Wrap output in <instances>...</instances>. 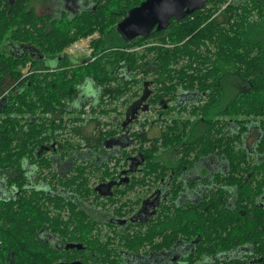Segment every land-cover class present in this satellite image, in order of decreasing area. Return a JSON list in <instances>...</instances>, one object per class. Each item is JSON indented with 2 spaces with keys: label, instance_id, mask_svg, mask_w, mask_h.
Returning a JSON list of instances; mask_svg holds the SVG:
<instances>
[{
  "label": "trees",
  "instance_id": "16d2710c",
  "mask_svg": "<svg viewBox=\"0 0 264 264\" xmlns=\"http://www.w3.org/2000/svg\"><path fill=\"white\" fill-rule=\"evenodd\" d=\"M85 1V9L78 13L64 10L39 15L31 0H0V178L5 177L10 186L19 183L20 172L28 162L34 188L32 199L17 200L15 207H0L8 222V247L0 249V262L47 264L45 257L49 256V250L39 249V242L33 240L38 226L50 224L62 234H67L70 227L81 229L82 224L75 222H82L81 217L85 216L82 212L87 209L83 204L96 202L98 206L101 200L90 187L88 173L101 172V183L120 177L116 169L120 163L126 164L125 157L111 156L106 145L120 132H130L124 129V124L108 131L101 129L95 142H86L87 153L82 152L80 145L60 140L58 131L67 129L66 113L72 107L80 110L88 104L86 98L80 97L87 80L101 88L102 100L120 99L129 93L137 98L139 92L132 87L142 80L130 75L146 77L153 68L159 98L150 100L152 104L177 96L180 102L193 94L203 97L201 101L205 103L192 108V113L201 114L200 122L206 125V130L197 135L193 124L186 120L173 122L157 139L150 140L146 133L137 131L122 137L138 141L139 149L132 152H139L138 160L141 154L145 163L157 168L162 163L157 159L161 148L172 151L181 166L192 168L210 157L226 164L229 173L218 174L212 180L229 186L233 193L226 195L224 188H219L214 205L216 214L204 218L201 213L196 223L200 227L206 223L215 229L220 245L217 254L247 245L261 260L258 264H264V205L256 201L264 194V0H210L187 18L172 19L167 30H154L149 36L130 42L118 32L117 25L145 0ZM95 34L99 35L91 41L95 61L86 62L85 58L76 61L66 55L70 45ZM137 47L142 48L136 51ZM50 60L57 66L46 65ZM230 76L238 89L234 99L223 106L225 80ZM144 86L149 83L144 82ZM77 102L80 107L74 106ZM94 106L100 104L95 101ZM127 109L130 111L132 106ZM213 110L215 118L211 119ZM251 123L258 126L260 133L257 158L244 139ZM146 125L143 122L142 126ZM72 131L79 134L77 128ZM49 149H56L58 161L69 159L66 167L71 173L52 174L57 180L44 176L42 183L36 184V174L42 175L44 169L50 172L51 159L44 158ZM91 152L99 153L105 162L70 161L76 154L87 156ZM113 161L116 168L112 171L107 164ZM252 163L256 165L252 167ZM144 171L147 176L149 172ZM166 171L160 170L161 176ZM249 175L252 184L244 181ZM251 187L257 190L252 191ZM40 193L42 206L38 204ZM230 196L233 198L230 207L220 205L219 198L225 197L228 202ZM44 198L57 212L54 217L51 206L45 210ZM108 199V203H116L114 197ZM20 203L27 215L19 209ZM66 211L71 213L67 220L62 216ZM201 211L208 213L210 209ZM193 223L191 218L186 226Z\"/></svg>",
  "mask_w": 264,
  "mask_h": 264
},
{
  "label": "flooded vegetation",
  "instance_id": "af4514ba",
  "mask_svg": "<svg viewBox=\"0 0 264 264\" xmlns=\"http://www.w3.org/2000/svg\"><path fill=\"white\" fill-rule=\"evenodd\" d=\"M46 1L48 3H54V13L64 10L70 13H78L86 7L85 0ZM96 37H99V35H93L92 40ZM92 53L93 49L90 57H76L67 53L66 55L76 61H79V58H85L86 62H88V60L93 62L96 58ZM148 72L147 78L151 79V88H148V86L145 87L143 84L139 96L134 98L133 102L129 104L132 106V109L130 111L127 109L124 115H121L115 107L119 103L123 104L122 102L124 100L128 102L130 97L126 99L125 96H129L131 93L116 100L109 97H105L102 100L100 95L101 88L93 84L90 80H87L89 83H86L82 88L80 97L86 98L87 101L85 102H88V104L80 110H76L75 107H72L64 116L67 122V129L58 131V134H63V132L68 130L73 132L72 129L77 128L79 129V134H76L80 136V128L86 122L97 120V118H89V115L91 117H94V115L102 116L109 111L114 113L109 118L110 123L116 121L120 122L126 115L128 119L133 118L135 122L143 121L146 123L147 125L144 128L147 134L154 126H159V137L163 131L173 125V122L186 121L181 120L177 116H172L171 118V115L175 112L181 115L189 109V113L193 116H199L194 122L189 121L193 125L194 123L200 122L201 114L197 113V115L192 113V108L194 109L202 106L203 103H205L201 101L203 97L193 94L192 96H185L180 102L179 96H177L175 99L167 98L157 105L152 104L150 100L155 101L159 98V89L154 81L156 78V76H154L155 70L152 68L149 69ZM130 76L138 79L142 75L136 76L135 73H132ZM226 79L232 80V77L230 76ZM91 85L94 92L90 89ZM116 86L117 84L114 83L113 87ZM132 88L138 90L137 85ZM236 89H238L237 86ZM95 91L97 94L96 97L89 101L88 98L91 97ZM77 99H79V97ZM95 101L100 104L99 107L94 106ZM80 105L81 103L77 102L74 106L80 107ZM153 107L158 108V118H140L141 114L152 112ZM171 108H173V110ZM93 109L95 112H93ZM214 113L215 110L211 112L209 118L214 119ZM77 119L78 121L75 122L74 120ZM58 122L59 121H57V123ZM69 124L72 125V128H68ZM97 125L100 133L101 127L105 125H102L98 121ZM249 126L250 130L244 136L245 144L247 148H251V153L257 158L255 152L256 142H259L258 138L260 137V133L255 123H251ZM128 131H130V129ZM130 133L131 131L129 134ZM158 136L157 138H159ZM147 138L150 140L157 139L150 138L148 135ZM95 139L97 140V138ZM60 140L65 139H62L60 135ZM126 140L127 138L118 136L115 139H109L111 143L106 145L108 147L107 152L108 154L110 153V155L112 154L111 156L121 155L125 157L126 164L124 169L118 172L120 177L117 179L109 178L102 183L98 180L97 187L94 188L101 199L106 201V205L110 204L114 207L112 212H104L99 210V208L92 209L89 206L90 203L87 202L83 204V207L87 209V211H85V213L82 212L85 214V216L81 217L82 222H75L77 225L82 224L81 229L70 227L67 234H62L60 232H55L50 224H45L43 227L38 226L37 232L33 233V240L38 241V244H40L39 249L45 251L49 250V256L45 257L47 264H68L75 262H80L82 264H258V261L261 262V260L255 257V254L252 253V249L247 245L233 252L217 254L216 251H218L220 245L217 243V235L214 233L215 229L208 227L206 223V226L204 225L203 227H200L199 224L196 223V218L199 219L201 213L205 214L204 218L216 214L214 205H216V193L219 188H224L226 195L227 192L233 193L229 186L225 187L222 186V184L213 183L212 180V177L218 174L224 175L225 173H229L226 164H221L217 159L210 157L205 158L202 163H195L194 166L190 168L187 165L181 166V164L176 162L177 160L174 157L171 163H161V166L157 168L154 167L153 164L145 163L141 154L140 160H138L137 156L139 152L137 151L134 153L136 157L132 156V150H138L140 147L138 141H131V145L137 144L138 146L132 148L130 152H127L125 149V147H127L126 145H128V143L125 142ZM51 144L55 146V143ZM149 146L150 143H147V148ZM114 147L119 149V151H116ZM88 150V148L87 150L83 149L82 152L87 153ZM54 151H56V149L51 151L49 149L44 155L45 159H51L52 162L49 169L50 175L59 173V175L62 176L64 170L68 171L67 173L69 175L71 170L69 167H66V164L69 163L67 162L68 159H66L65 162L58 161L57 152L55 153ZM103 158L104 157L99 153L91 152L87 156H82V158L76 155L70 161H89L102 164L105 162ZM112 163L113 162H110L107 165ZM24 164L20 172L21 181L19 183L10 186L5 177L0 178V207H6L8 205L15 207L14 203L17 200H24V198L29 200L33 198L32 191L34 188H32L33 184H31L29 178L30 166L28 162ZM255 165V163L251 164L252 167ZM179 167H181V169H179ZM145 169L149 172L147 176L144 171ZM163 169H168V171H166L164 176H161L160 170ZM113 170L114 169H112V171ZM47 171L48 170L44 169L42 175L39 173L35 175L34 181H36V184L42 183L41 179L46 176L45 173ZM52 171L53 173H51ZM178 172H180L179 177L177 176ZM53 175L49 177L51 178ZM249 178H251V175L244 181L248 184H252L251 181L253 179ZM54 180L57 179L54 178ZM143 187L149 190V197L142 202L139 200L132 202L133 208H130L127 202L129 201L127 198L129 193L137 188ZM97 188H99L98 191L96 190ZM251 188L252 191L257 190L254 187ZM44 189L45 187H42V190ZM37 197L38 204L42 206L41 197H43V194L40 193ZM110 197H114L116 201L115 204L108 203V198ZM224 198L225 197L219 198L220 205L230 207L231 201H233L232 196L229 197L228 202H226ZM43 201L45 210L48 211L51 208L52 216L54 217L57 212L54 210L53 206H51V203L47 201L46 198H44ZM256 201L260 205H264V194ZM19 209H21L24 215H27L22 203L19 204ZM202 209H210V211L205 213V211H201ZM70 214V212L66 211L62 213V216L67 220ZM2 216L5 215L0 211V249L8 247V222ZM191 218L194 219L193 225L186 226V224H189ZM103 226L112 230V236L108 237L106 240H104L102 235ZM0 264L6 263L1 261Z\"/></svg>",
  "mask_w": 264,
  "mask_h": 264
},
{
  "label": "rangeland",
  "instance_id": "374dc122",
  "mask_svg": "<svg viewBox=\"0 0 264 264\" xmlns=\"http://www.w3.org/2000/svg\"><path fill=\"white\" fill-rule=\"evenodd\" d=\"M53 2H55V1H53ZM31 6L34 8V10L39 15H46V14L53 13L54 12V8H55L54 3H48L46 0H31ZM46 65H49L50 67H56L57 66V63L54 60H50V61L46 62ZM139 78H141L142 83H141L140 86H137L138 90H134V88H132L133 91L140 92L141 88H139V87H141L144 84V82H146V81L147 82L149 81L148 83L150 85V82H151L150 80L151 79L150 78H147V76L146 77L140 76ZM86 83H89V81H87ZM148 88H151V85L148 86ZM90 89H91V91L94 92V89H93L92 85L90 86ZM96 95L97 94H96V91H95V93L92 94V96L89 97L88 100L89 101L93 100V98H95ZM235 95H236V82H235L234 78H232V80H225V94H224V97L222 99V105L225 106L228 103H230L234 99ZM127 97L128 98L130 97L128 99L127 105H124V104L119 103L115 107L120 112L121 115H124L126 113L127 106L129 104H131V102H133V100H134V98L131 95L125 96L126 99H127ZM188 110L185 111V112H183L181 115H178L175 112L174 114L171 115V118H172V116H177L181 120H190L191 122H194V120H196L197 118H199V116H193L191 113H189ZM157 111H158V108L157 107H153L152 108V112H149V113H146V114L145 113L144 114H141L140 115V118L141 119H145V118H148V119L158 118L159 117V113ZM113 114L114 113H112V111H109L108 113H106V114H104L102 116H100V115H94V117H91L89 115L88 116L89 118H97V120L96 121L95 120H91V121L86 122L80 128V136L77 135V134H74L70 130H68L66 132H63V134H60V135L62 136V139L70 140V142H72L73 144L80 145L84 150H87V148L85 147L86 142L88 140H92L93 142H95L96 141L95 138H98V136H99V127L97 125V121L100 122L102 125H105V126H102L101 127L102 129H104V131L105 130L108 131V130H112V128L115 129L117 124L123 125L128 120V118L125 115L123 117L122 121H120V122H117L116 121L114 123H110L109 122L110 121L109 118ZM127 122L128 123H127L126 126H124V129L127 130V128H128V129H130L131 132L137 131L138 133L139 132H144V133L147 134L146 129L142 126L143 121L135 122L134 120H129ZM71 126L72 125L69 124V127L68 128H72ZM192 129L194 130V132H196L197 135H199V134H202L206 130V125H204L201 122H199V123L197 122V123H194ZM159 130H160L159 129V126H154L148 132V134H147L148 137H150V138H157V136L159 135ZM128 134H129V132H124V133L123 132H120L119 133V136L122 137V136H126ZM125 142L128 143V145H126L127 147H125V149H126L127 152H130L132 150V148H136L138 146L137 144L131 145L132 143H131V139L130 138H127V140ZM129 142H130V144H129ZM114 149L116 151H119V149H116L115 147H114ZM120 151H122V150H120ZM131 154H132L133 157H136V155L134 154V152H132ZM76 155H80L81 158H82V156H84V155H81V153L76 154ZM115 157H118V156H115ZM174 157H175V154L172 151L166 150L164 148H161L159 150L157 159L160 162H162V163H171L173 161ZM124 166H125V163L124 162L120 163V165L117 166V169H116L117 172L123 171ZM108 167L111 168V170L113 168H116L115 167V162L113 161V163L110 164V165H108ZM64 172H65V170H64ZM51 173H53V171ZM45 174H46V176H51L50 173H48V171ZM88 174H89L90 187L91 188H96L97 187L98 180L100 181V177L102 176V173L101 172H98V173H96L94 175H92L91 173H88ZM107 179H109V178H107ZM148 191L149 190L147 188L143 187V188H137L133 192L129 193V195L127 197L128 200H129V201H127L129 203L128 206L130 208H133L132 202H134L136 200H139L140 202H142L143 200H145L146 198H148L149 197V192ZM88 203H90L89 206L92 209L99 208V210H102L104 212H106V211L112 212V210L114 209V207L111 206L110 204L106 205L107 203H106V201L104 199H101L100 200V203H99L98 206H97V203L96 202H88ZM103 203H105L106 206ZM102 235L104 237V240H106L108 237H111L112 236V230L110 228H108V227H104L103 226V228H102Z\"/></svg>",
  "mask_w": 264,
  "mask_h": 264
},
{
  "label": "water",
  "instance_id": "95a60500",
  "mask_svg": "<svg viewBox=\"0 0 264 264\" xmlns=\"http://www.w3.org/2000/svg\"><path fill=\"white\" fill-rule=\"evenodd\" d=\"M209 1L210 0H145L127 14L117 25V29L128 42L138 37H147L154 30H167L172 19L182 20L202 10ZM126 125L127 124L124 123V126ZM96 190L98 191L99 188ZM68 264L82 263L75 262Z\"/></svg>",
  "mask_w": 264,
  "mask_h": 264
},
{
  "label": "built area",
  "instance_id": "2783aa9c",
  "mask_svg": "<svg viewBox=\"0 0 264 264\" xmlns=\"http://www.w3.org/2000/svg\"><path fill=\"white\" fill-rule=\"evenodd\" d=\"M91 41H92V36L87 37V38H82L79 41L73 43L70 45L65 53L74 55L76 57H90L92 47H91ZM153 45H157V43H154ZM167 47H170L167 45ZM142 47H137L135 50L139 51Z\"/></svg>",
  "mask_w": 264,
  "mask_h": 264
}]
</instances>
